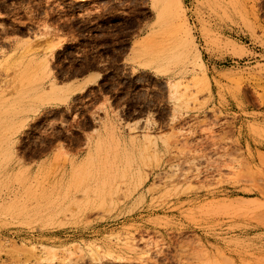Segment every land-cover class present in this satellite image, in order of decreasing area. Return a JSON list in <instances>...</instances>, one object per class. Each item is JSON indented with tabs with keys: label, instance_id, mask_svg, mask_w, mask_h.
<instances>
[{
	"label": "rangeland",
	"instance_id": "rangeland-1",
	"mask_svg": "<svg viewBox=\"0 0 264 264\" xmlns=\"http://www.w3.org/2000/svg\"><path fill=\"white\" fill-rule=\"evenodd\" d=\"M171 1L0 0V124L26 65L67 98L4 139L0 264H264V0H180L190 53ZM105 124L106 183L61 197Z\"/></svg>",
	"mask_w": 264,
	"mask_h": 264
},
{
	"label": "bare ground",
	"instance_id": "bare-ground-1",
	"mask_svg": "<svg viewBox=\"0 0 264 264\" xmlns=\"http://www.w3.org/2000/svg\"><path fill=\"white\" fill-rule=\"evenodd\" d=\"M183 11H184V8H183L182 2L180 0H172L168 6L169 13L167 14H169V17L172 20L175 18L176 20L180 19L178 29H180L185 36V43H183L182 45L183 47L185 46L186 47L185 49L188 50V52L190 53L195 47H194V43L191 37L189 27L184 21L181 20ZM186 50L184 51L186 52ZM184 56H187V55L185 54ZM198 56L199 55H196L195 57L199 59ZM31 68L32 67L29 65H26L23 67L22 72L19 74L17 78V88H16L15 96L11 100L3 102L1 105V108L5 109V113H4V116L1 118V124H0V130H1L0 161H1V157H3L4 161H9V159L12 157L11 150H9V146H8V149L6 150L3 149L4 139L6 137L10 138L15 133H17L19 125H20V128H22L26 124L27 120L25 118L18 119L19 112L22 111L23 113V112L37 110L39 106H32L31 102L35 100L44 101L45 99H48L50 95L52 97L53 95L57 96L56 98L60 99L61 101L67 100V98H63L64 96L63 97L61 96L62 98L59 97V92H58L59 90H57L56 88H53L50 94H47L46 92L42 93V91L40 92V90H42L41 89L42 86L40 84L42 80H38L37 76L35 74H32ZM83 82L85 83V81ZM172 85H173L172 94L176 96L178 93V88L180 84L179 82H177ZM65 91L66 90L64 89L63 93ZM8 109H10V111H8ZM109 129H110L109 125L105 124L103 134L99 136L97 140L93 143V147L91 148L88 155L83 160L80 161L78 159L73 158V160L70 163V169L67 172L66 177L62 179L63 182L60 183V186H62L64 189V190L61 189L62 190V193L60 194L61 197H64L65 199H69L76 193H82L85 196H88L92 190L94 189L98 190L99 183L102 181V179H104L102 182L106 183L105 170L102 165L103 163L98 161V158L103 152L106 153V156L110 158L111 157L118 158V155L114 154V152H117L119 148V139H117L116 137L117 135L116 132H114L111 129L109 130ZM44 169H45V163H42L40 165L37 175H41L44 172ZM24 174H25V171H18L17 173H15L14 176L17 179V182L22 184L23 187L25 186L24 188L25 193H23L20 196V199L22 198V200L26 202V200H30L28 198L32 197L34 194L30 192L32 188L30 189L29 186L26 185V182H25L26 175ZM94 183H96V185H94ZM140 183H141V180H140ZM23 201H21V203H24ZM14 205L13 204L11 205L1 204V206H3L1 212L7 214L14 208ZM24 205L25 203L22 206L24 207ZM25 207L26 209H28L27 205ZM7 215H9V213ZM43 249H44L43 256L41 257L42 261H48L51 258H55V255L53 254L54 251L52 248L45 246L43 247Z\"/></svg>",
	"mask_w": 264,
	"mask_h": 264
}]
</instances>
